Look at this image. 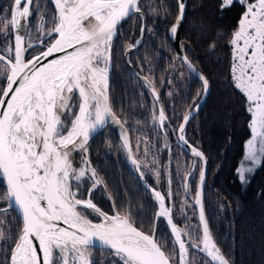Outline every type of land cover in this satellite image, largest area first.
<instances>
[{
    "label": "trees",
    "instance_id": "trees-1",
    "mask_svg": "<svg viewBox=\"0 0 264 264\" xmlns=\"http://www.w3.org/2000/svg\"><path fill=\"white\" fill-rule=\"evenodd\" d=\"M182 40L187 57L204 74L211 88L208 102L186 128L187 140L198 147L207 158V178L204 208L210 230L218 247L231 264H264V156L247 182L238 178V161L243 155L245 140L250 133V114L246 98L234 86L231 77L232 33L237 29L245 11L244 4L234 2L221 7L222 0H187ZM140 9L146 15V38L139 49L129 54L135 70L149 80L162 99L167 122L165 130L172 147L173 220L188 232L193 243H199L200 221L193 203L202 165L197 167L185 191L186 175L192 168V157L179 144L175 132L183 117L202 97L203 84L186 67L169 35V28L178 17L177 0H140ZM13 0H0V53L14 59L13 32L10 14ZM27 26L26 60L43 51L56 37L48 32L55 25L56 8L51 0H34L30 7ZM7 28V31H3ZM142 30V18L134 14L117 26L112 40V75L109 103L131 136L134 157L139 161L144 178L160 188L168 199L167 145L158 123L157 102L144 82L129 68L125 53L134 45ZM11 49V51H9ZM0 64H6L0 60ZM0 65V66H1ZM1 69V68H0ZM0 73V89L5 87L8 72ZM78 105V96L75 100ZM78 111V106L74 108ZM66 119V123H69ZM70 126V124H69ZM88 159L96 176L102 181L92 192L91 199L108 214L128 215L133 224L148 234L155 232L157 243L178 264V247L166 221L157 217V202L128 166L127 151L122 137L111 126H106L88 144ZM76 157L79 153L75 154ZM159 173V175H157ZM93 181L88 177L80 186L79 198L88 197ZM75 187V186H74ZM6 192L0 181V197ZM187 201L189 216L179 209ZM0 199V209L8 204ZM94 222L101 217L91 213ZM190 220H188V219ZM197 231L189 228V222ZM0 227L6 239L0 240V264H10L11 250L22 227L15 210L0 212ZM190 264H213L201 252L188 245ZM93 264H122L119 257L106 249L90 248Z\"/></svg>",
    "mask_w": 264,
    "mask_h": 264
},
{
    "label": "snow or ice",
    "instance_id": "snow-or-ice-1",
    "mask_svg": "<svg viewBox=\"0 0 264 264\" xmlns=\"http://www.w3.org/2000/svg\"><path fill=\"white\" fill-rule=\"evenodd\" d=\"M33 2L13 0L10 26L16 30L15 61H7V84L0 89V181L6 185L0 199H7L9 207L14 204L22 219L10 264H93L89 249L97 241L112 250L122 264H171L154 235L138 230L128 215L103 212L91 199L102 181L90 168L86 145L109 119L119 123L107 95L111 46L120 22L140 12L138 0H53L55 25L48 35L55 33L56 38L45 51L25 61L24 36L19 29L21 21L30 16ZM234 2L245 4L246 8L230 40L233 48L230 71L235 88L246 98V110L251 117L252 135L246 142V159L259 163L264 156V0H222L221 7H231ZM184 8L181 0L177 23L170 30L173 37L183 19ZM5 19L7 15L0 23ZM58 53L64 54L47 60ZM4 59L0 56V60ZM182 59L196 71L187 56ZM197 75L206 93L209 81L202 74ZM77 106L78 111H74ZM189 118L190 114H186L178 129L179 139L185 144L188 143L185 124ZM158 120L163 126L166 116L162 108ZM124 147L129 148L126 136ZM189 147L193 156L204 160L201 151ZM76 151L82 153L85 165L80 169L73 166L71 159ZM132 163L139 170L135 159ZM251 171L240 168L239 179L244 182L245 173ZM88 172L93 184L88 189V198H79L81 182ZM204 179L205 172L201 170L195 204L199 206L202 237L198 236L199 243L190 246L205 252L214 264H229L204 216ZM184 187L188 191L187 183ZM152 191L159 202L157 217L167 218L179 247L180 264H186L188 246L183 236L187 234L173 223L165 196ZM171 195L169 191L168 197ZM87 209L101 217V221L94 223L88 219ZM4 239L0 230V240Z\"/></svg>",
    "mask_w": 264,
    "mask_h": 264
},
{
    "label": "water",
    "instance_id": "water-1",
    "mask_svg": "<svg viewBox=\"0 0 264 264\" xmlns=\"http://www.w3.org/2000/svg\"><path fill=\"white\" fill-rule=\"evenodd\" d=\"M51 2L53 3V5H54V8H55V4H54V2H53V0H51ZM139 2H140V0H138V7L140 8V5H139ZM181 2V0H177V3H178V10H179V3ZM182 2L184 3V5H185V8H184V13H183V19H181L180 20V22H179V26H178V28H177V33L175 34V36L173 37V35L171 34V28H172V26L173 25H175L176 23H177V19H176V21L172 24V26L169 28V35L172 37V41H173V44H174V46H175V48H176V51H177V53H178V57H180L181 59H182V57H184V56H187L186 55V51H185V46L183 45V40H182V29H183V22H184V19H185V16H186V10H187V5H188V2H187V0H182ZM30 11H31V9H30ZM134 14H138V15H140L141 16V18H142V29H143V31L141 30V34H140V36H139V38L137 39V41L135 42V44L134 45H131V46H129L128 48H127V51H126V53H125V58H124V60L126 59V62H127V64H128V66H129V68L133 71V73L136 75V76H138L139 78H140V80L141 81H143L144 82V84H145V86L147 87V89H149V91H151V93H152V95H153V97H154V99H155V102H157V106H158V112L160 111V109L162 108L163 109V107H162V99H161V97H160V95L158 94V92L157 91H155V95H154V93H153V86H152V84H151V82L149 81V80H147L144 76H142V75H140L139 74V72H138V70H135V68H134V66L132 65V63L130 62V59L128 58L129 57V54L131 53V52H134L135 50H137V49H139V47H141V45L144 43V41H145V36H146V33H147V29H148V26H147V23H146V15H144V13L142 12V10L140 9V12H138V13H133L132 15H134ZM178 14H180V12H178ZM131 16V15H130ZM179 16V15H178ZM128 18V17H127ZM178 18V17H177ZM126 19V18H125ZM29 17H27L26 19H23L22 21H21V28L19 29V32H20V34L21 35H23L24 36V48L26 49V51L23 53V57H24V60L25 61H28V60H31V59H33V57H35V56H37L38 54H36V55H34V56H32V57H30L29 59H27L26 60V52H27V49L29 48L28 47V45H26V42H25V39H26V35H27V26H28V23H29ZM121 22H123V20L121 21ZM120 22V23H121ZM116 31H117V29H116ZM12 32H13V43H14V50H13V53H14V59H10L8 56H6V55H4V54H1L0 53V56H2V57H4L5 59L4 60H2L5 64L7 63V61L8 60H11V61H15V32H16V30L15 29H13L12 28ZM56 38V37H55ZM54 38V39H55ZM54 39L52 40V42L54 41ZM51 42V43H52ZM137 42H139V43H137ZM46 50V48L43 50V51H45ZM43 51H41V52H43ZM40 52V53H41ZM64 53H58V54H54L53 56H51V57H48L47 58V60H51V59H54V58H56V56H59V55H63ZM111 54H112V49H111ZM188 58V60L191 62V64L193 65V67L195 68V72H193L189 67H188V64L187 63H185L184 61V64L186 65V67L189 69V71L196 77V78H198V75L197 74H202L203 76H204V74L203 73H201V71L192 63V61L189 59V57H187ZM47 60H45V61H43L44 63H47ZM183 60V59H182ZM112 64H113V60H112V58H110V66H109V70H108V88H107V95H108V98H109V96H110V93H109V86H110V77H111V75H112ZM8 75V74H7ZM205 77V76H204ZM206 78V77H205ZM199 79V78H198ZM200 80V79H199ZM201 81V80H200ZM202 82V81H201ZM6 84H7V79H6V82H5V85L4 86H6ZM149 84H151V87H149L148 85ZM14 87H15V85H14ZM210 92H211V88H210V86H209V88H208V90H207V92L205 93L204 92V90H203V94H202V97L200 98V101L194 106V107H192V109L187 113V114H190V118H189V120H188V122L185 124V131H186V128H187V125L189 124V121L190 120H192L193 119V117L194 116H196L199 112H201L202 111V109H203V107L205 106V104L208 102V98H209V96H210ZM157 96H158V100H157ZM109 105H110V107H111V104L109 103ZM112 109V108H111ZM112 112H113V110H112ZM114 113V112H113ZM164 114H165V112H164ZM115 115V117H116V119L119 121V123H115V122H113L111 119H109L108 120V122H107V124L105 125V127L104 128H106V126H111V127H113L114 129H116L117 131H118V133H119V135L122 137V140H123V142H124V137L126 136L127 137V139H128V141H129V148H130V150H131V158H130V156H129V148H126V151H127V157H128V166H129V168H131L132 169V171L135 173V175H136V177L137 178H139V180H140V182H142V184H143V186L145 187V189H147L148 191H149V193H150V195H151V197L153 198V199H155V197H154V194H153V189H155V191H159L162 195H164L163 194V192L161 191V189L160 188H155V187H153V186H151L150 184H149V182L147 181V179L146 178H144V176H141V173H142V171H141V167H140V165H139V162L137 161V159H136V157H134V152H133V146H131V136L129 135V133H128V131H127V128L125 127V125H123V123L121 122V120H120V118L116 115V114H114ZM166 116V115H165ZM158 117H159V114H158ZM166 121V120H165ZM158 123H159V120H158ZM182 123H184V121H183V119H182ZM160 124V123H159ZM103 128V129H104ZM160 128H161V130H162V133L164 134V140H165V144L167 145V151H168V162H167V166H168V169H167V177H168V188H169V190H168V193H169V191H171V193H172V177H171V170H172V166H171V158H172V155H171V152H172V146H173V144L171 143V141H170V139L168 138V135L166 134V132H165V129H164V124H163V126H161L160 125ZM102 129V130H103ZM101 130H99V131H97L96 133H94L92 136H91V138L89 139V142L94 138V136H96V134L97 133H99ZM185 131H184V136H185V139H186V133H185ZM178 133V140H177V143L178 144H180V146L182 147V148H184L187 152H188V154H190L191 156H192V158H193V167L191 168V170L189 171V173L187 174V177H186V180H185V183H187V185H188V182H189V179H190V177H191V175H192V173H193V171L195 170V167H196V161H197V159L199 158V157H195V156H193L192 154H191V151H190V147L189 146H191V147H195L197 150H199V151H201L198 147H196L195 145H193V144H191L187 139V144H185L183 141H181L180 139H179V136H180V133H179V131L177 132ZM89 142H88V144H89ZM88 144L86 145V147H87V151H88ZM77 152H80V151H76V152H73L72 153V156H71V159H72V162L74 161L73 160V158H74V156H75V154L77 153ZM202 152V151H201ZM81 153V152H80ZM203 153V152H202ZM132 159H135L136 161H137V164L139 165V170L137 169V166L136 165H134L133 163H132ZM200 160H201V158H199ZM201 165H202V169L201 170H203L204 172H205V179H204V182H203V187H202V204H203V210H204V216H205V219H206V221H207V224H208V227H209V223H208V219L206 218V212H205V208H204V192H205V188H206V178H207V175H206V171H207V158H206V155L204 154V160H201ZM90 168L91 169H93V167H92V164H91V162H90ZM95 170V169H94ZM96 172V171H95ZM200 176V175H199ZM169 181H171V183L169 184ZM6 186V185H5ZM200 186V178H199V181H198V184H197V187H199ZM198 189V188H197ZM188 192V191H187ZM88 198V197H87ZM86 198V199H87ZM168 199H169V204L167 203V199H165V205H166V207H168V208H170L171 209V217H172V221H173V223L174 224H176L177 225V227L178 228H180V229H182L183 230V232L184 233H186L187 235H184L183 236V238H184V240H185V242H186V245L188 246V245H191V243H193L190 239H189V235H188V232H186L184 229H183V227L182 226H180L177 222H175V220H173V210H172V207H173V199H172V195H171V198H169L168 197ZM155 201L157 202V206H158V211H159V202L155 199ZM9 203L10 202H8V204L5 206V207H3L2 209H8V210H15V212H16V214L20 217V213H19V211L18 210H16V208H15V205L13 204L11 207H9ZM93 203H95V202H93ZM193 203H194V205H195V209L197 210V216H198V219H199V206L198 205H196L195 204V197L193 198ZM96 204V203H95ZM97 205V204H96ZM97 207H99L100 209H101V207L100 206H98L97 205ZM88 210V209H87ZM90 210V209H89ZM102 210V209H101ZM114 211V213H110L109 215H114L115 213H116V210L115 209H113ZM92 211V210H91ZM103 211V210H102ZM104 212V211H103ZM105 213H107V212H105ZM108 214V213H107ZM121 215H123V214H121ZM88 218V217H87ZM20 219H21V217H20ZM88 219H90V218H88ZM102 219V218H101ZM101 219H100V221H101ZM163 219H164V221H166V224H167V227H168V229H169V231L171 232V227H170V225H168V223H167V218L166 217H163ZM91 220V219H90ZM157 220V217H156V219H155V221ZM21 221H22V219H21ZM100 221H98V222H94V223H99ZM199 221H200V219H199ZM135 226V225H134ZM136 227V226H135ZM137 228V227H136ZM200 228H201V230H202V232H203V226H202V224H201V222H200ZM138 230H140L139 228H137ZM209 230H210V227H209ZM141 231V230H140ZM145 234H148V233H146V232H144ZM210 233H211V235H212V237H213V234H212V232H211V230H210ZM172 234V233H171ZM148 235H150V234H148ZM151 235H154V238L156 239V237H155V232H153V234H151ZM172 237H173V240H174V242H175V238H174V236L172 235ZM201 237H202V234H201ZM214 239V238H213ZM215 241V240H214ZM34 243H36V242H34ZM215 243H216V241H215ZM159 244V243H158ZM217 244V243H216ZM160 245V244H159ZM177 245V244H176ZM218 246V245H217ZM14 247V246H13ZM161 247V246H160ZM177 247H178V245H177ZM201 247H202V245H201ZM94 248H98V249H106V250H109V251H111L112 252V250H110V249H108L106 246H104V245H102L99 241H97L96 242V244H95V246H94ZM193 248V247H192ZM195 251H197V252H201L210 262H212L211 261V258L210 257H208L207 256V254L205 253V252H203V251H200L199 250V248H193ZM38 252H39V249H38ZM178 253H179V247H178ZM221 253L224 255V257L226 258V256H225V254L223 253V251H221ZM167 255V254H166ZM11 257V256H10ZM89 258H90V260L93 262V259H92V257H90V254H89ZM180 253H179V262H178V264H180ZM227 259V258H226ZM10 260V259H9ZM228 260V259H227ZM189 262V252L187 251V256H186V264H189L188 263ZM229 262V264H231L230 263V261H228ZM213 264H214V262H212ZM172 264V263H171Z\"/></svg>",
    "mask_w": 264,
    "mask_h": 264
},
{
    "label": "rangeland",
    "instance_id": "rangeland-1",
    "mask_svg": "<svg viewBox=\"0 0 264 264\" xmlns=\"http://www.w3.org/2000/svg\"><path fill=\"white\" fill-rule=\"evenodd\" d=\"M30 17V16H29ZM9 20H10V17H9ZM28 33V32H27ZM27 36V35H26ZM1 65V64H0ZM0 73H2L3 71H5L4 73H6V67L4 66V65H1L0 66ZM250 119H251V117H250ZM249 130H250V128H249ZM251 130H250V133H249V135H248V138H247V140H245L246 142L251 138ZM246 142H245V144H244V148H243V155L241 156V158L239 159V161H238V167H237V174H238V170L240 169V168H251L252 169V171L251 172H246L245 173V181L244 182H247L249 179H250V177H251V175L253 174V171L257 168V167H259L260 166V164H261V160H262V158H263V156H261V158H260V162L259 163H253L252 161H250V160H247L246 159V156H247V146H246ZM257 147H259V145H257ZM89 149V148H88ZM77 153H79V156L78 157H76V156H74V158H73V166L76 168V169H80L81 167H85V165L82 163V153H80V152H77ZM172 153V152H171ZM167 154H168V151H167ZM86 157H87V159H88V151H87V153H86ZM89 160V159H88ZM90 161V160H89ZM138 161V160H137ZM139 162V161H138ZM139 165H140V163H139ZM202 169V168H201ZM142 171V170H141ZM172 171V170H171ZM207 172V171H206ZM143 173V172H142ZM189 173V172H188ZM90 175H91V172H88V174L83 178V180H82V182H81V186H82V184H83V182H84V180H86L88 177H90ZM187 176V175H186ZM166 177H167V174H166ZM171 177H172V173H171ZM238 178H239V174H238ZM172 179H173V177H172ZM92 180V179H91ZM186 180V179H185ZM93 181V180H92ZM101 181V180H100ZM173 181V180H172ZM167 183H168V177H167ZM73 184H74V186H75V182H73ZM102 184V183H101ZM98 187V186H97ZM172 188V187H171ZM169 190V189H168ZM162 191V190H161ZM165 196V195H164ZM186 203H187V201H182L181 203H180V206H179V209H180V211H181V213H182V215L186 218V217H188L189 216V213H188V210L186 209ZM3 208V207H2ZM0 209V212L1 211H4V210H8V209ZM158 209V208H157ZM89 210V209H88ZM88 210H85V212L87 211L88 212ZM91 213H93L91 210H89ZM158 212V211H157ZM87 214V213H86ZM93 214H95V213H93ZM88 215V214H87ZM163 218V217H162ZM157 219H158V217H157ZM188 219V218H187ZM164 220V219H163ZM188 220H190V219H188ZM189 228H191L192 230H194V231H197L196 230V228L193 226V222L192 221H190L189 222ZM0 230H1V227H0ZM5 233V232H4ZM178 262H179V260H178ZM189 263V262H188ZM190 264V263H189Z\"/></svg>",
    "mask_w": 264,
    "mask_h": 264
},
{
    "label": "flooded vegetation",
    "instance_id": "flooded-vegetation-1",
    "mask_svg": "<svg viewBox=\"0 0 264 264\" xmlns=\"http://www.w3.org/2000/svg\"><path fill=\"white\" fill-rule=\"evenodd\" d=\"M244 6H245V8H246V5H245V4H244ZM165 122H167V118H166V121H165ZM159 126H160V124H159ZM160 129H161V128H160ZM164 129H165V123H164ZM161 131H162V130H161ZM165 132H166V130H165ZM177 132H178V130L175 132V138H176L175 143H176V144H178V143H177V140H178V133H177ZM162 134H163V133H162ZM166 134H167V133H166ZM167 135H168V134H167ZM168 138H169V137H168ZM186 139H187V138H186ZM171 143H172V142H171ZM165 145H166V144H165ZM179 145H180V144H179ZM172 147H173V146H172ZM191 157H192V156H191ZM171 159H172V158H171ZM198 159H199V158H198ZM198 159H197V160H198ZM192 160H193V158H192ZM199 160H200V159H199ZM167 162H168V161H167ZM196 163H197V161H196ZM192 164H193V163H192ZM195 165H196V164H195ZM192 167H193V166H192ZM196 167H197V165H196ZM196 167H195V170H196ZM167 169H168V167H167ZM195 170L193 171L192 175L194 174ZM192 175H191V177H192ZM199 175H200V173H199ZM191 177H190V178H191ZM199 178H200V176H199ZM189 180H190V179H189Z\"/></svg>",
    "mask_w": 264,
    "mask_h": 264
}]
</instances>
